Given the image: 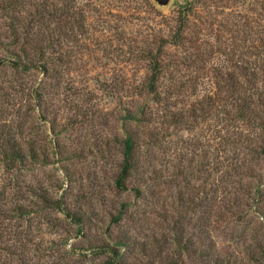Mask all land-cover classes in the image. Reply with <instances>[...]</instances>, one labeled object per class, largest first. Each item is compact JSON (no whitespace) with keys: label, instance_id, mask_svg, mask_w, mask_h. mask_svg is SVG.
<instances>
[{"label":"rangeland","instance_id":"obj_1","mask_svg":"<svg viewBox=\"0 0 264 264\" xmlns=\"http://www.w3.org/2000/svg\"><path fill=\"white\" fill-rule=\"evenodd\" d=\"M263 147L264 0H0V264H264Z\"/></svg>","mask_w":264,"mask_h":264},{"label":"trees","instance_id":"obj_2","mask_svg":"<svg viewBox=\"0 0 264 264\" xmlns=\"http://www.w3.org/2000/svg\"><path fill=\"white\" fill-rule=\"evenodd\" d=\"M155 78H154V75L151 76L152 81H154ZM150 84H151L150 85V91H153L154 90L153 83L151 82ZM125 142H126L125 143L126 147H125V152H124L125 153L124 154L125 155V162H124V165H123V167L121 169V176L117 180V183H118L119 186H122L121 179H123L126 176L127 171H128V169L130 167V164L128 162V156H129V153H130L131 148H132V140L130 138H127V139H125ZM263 152H264V147H263ZM20 157L21 156H20L19 152H17V151H11V153L7 154V158L9 160H14V159L20 160Z\"/></svg>","mask_w":264,"mask_h":264},{"label":"water","instance_id":"obj_3","mask_svg":"<svg viewBox=\"0 0 264 264\" xmlns=\"http://www.w3.org/2000/svg\"><path fill=\"white\" fill-rule=\"evenodd\" d=\"M159 2H167L168 0H158Z\"/></svg>","mask_w":264,"mask_h":264}]
</instances>
